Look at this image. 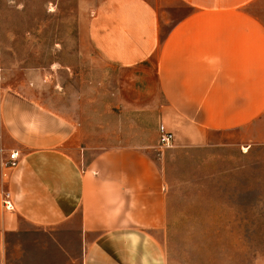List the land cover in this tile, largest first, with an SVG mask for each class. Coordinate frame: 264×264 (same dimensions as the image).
I'll return each instance as SVG.
<instances>
[{
    "label": "crops",
    "instance_id": "crops-1",
    "mask_svg": "<svg viewBox=\"0 0 264 264\" xmlns=\"http://www.w3.org/2000/svg\"><path fill=\"white\" fill-rule=\"evenodd\" d=\"M29 1L0 0V71L14 72L11 81L0 72V85H12L0 91V264H165L169 183L165 151L150 155L157 126L171 133L165 148L264 145V0H75L76 43L45 52L39 27L12 36L36 45L3 43L5 7L25 18ZM25 51L6 65L5 52ZM101 70L108 116H122L115 106L125 117L149 110L152 138L100 125L97 108L74 120L38 95L73 78L99 95ZM30 229L48 236L11 249L9 236Z\"/></svg>",
    "mask_w": 264,
    "mask_h": 264
},
{
    "label": "rangeland",
    "instance_id": "rangeland-1",
    "mask_svg": "<svg viewBox=\"0 0 264 264\" xmlns=\"http://www.w3.org/2000/svg\"><path fill=\"white\" fill-rule=\"evenodd\" d=\"M45 2L42 9L37 0H30L26 8L28 17L25 18L18 16L14 7H5L11 15L4 27L7 34L3 38L5 46L15 44L22 49L29 44L36 45L32 37H16L14 40L12 36L20 28L34 32L37 27L40 29L38 44L44 52L53 46L76 43L73 34L75 0ZM37 18L40 20L36 21ZM14 55L28 57L29 53L5 52L6 65L12 64ZM2 69L3 80L11 81L13 69ZM46 76L50 80V76ZM87 77L88 70H82L77 79L81 82ZM106 77H109L108 70H101L104 84L100 86L98 101L92 100L93 96H99L98 93L94 95L95 88L77 84L76 78L63 86L64 90L60 81L53 84L49 81L47 86L38 87L37 92L46 99L51 96L52 106L74 120L79 118L80 109L85 112L97 108L100 109V125L112 124L118 129L127 124L134 141L152 138L156 123L149 110L126 109L133 115L125 117L124 109L119 110L120 107L115 106L114 109L122 116H108L110 102ZM8 87L12 85L1 84L0 91ZM157 136L158 145L152 148L150 155L157 159L165 151V173L169 183L165 264H264V145L248 149L232 144L216 149L186 151L162 147L158 128ZM44 236L48 234L32 229L12 234L8 239L9 246L18 251L20 238Z\"/></svg>",
    "mask_w": 264,
    "mask_h": 264
},
{
    "label": "built area",
    "instance_id": "built-area-1",
    "mask_svg": "<svg viewBox=\"0 0 264 264\" xmlns=\"http://www.w3.org/2000/svg\"><path fill=\"white\" fill-rule=\"evenodd\" d=\"M158 131L160 134L159 143L165 147L170 146L171 133L166 131L162 124H160L158 126ZM16 158H17L16 153L10 154V159L12 161H15ZM2 205L4 206L5 209H11L12 208V202H11V199H10L9 194L7 192L3 193V195H2Z\"/></svg>",
    "mask_w": 264,
    "mask_h": 264
}]
</instances>
